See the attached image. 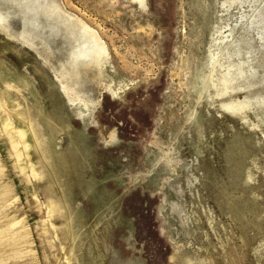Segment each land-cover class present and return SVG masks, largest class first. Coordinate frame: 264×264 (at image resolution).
Returning a JSON list of instances; mask_svg holds the SVG:
<instances>
[{
	"label": "rangeland",
	"instance_id": "374dc122",
	"mask_svg": "<svg viewBox=\"0 0 264 264\" xmlns=\"http://www.w3.org/2000/svg\"><path fill=\"white\" fill-rule=\"evenodd\" d=\"M29 1L0 0V264H264V0Z\"/></svg>",
	"mask_w": 264,
	"mask_h": 264
},
{
	"label": "bare ground",
	"instance_id": "6f19581e",
	"mask_svg": "<svg viewBox=\"0 0 264 264\" xmlns=\"http://www.w3.org/2000/svg\"><path fill=\"white\" fill-rule=\"evenodd\" d=\"M29 1V0H28ZM30 2V1H29ZM6 127V126H5ZM19 135L20 136H22L23 135V133L21 132V131H19ZM16 145H14V147H15ZM32 167V166H31Z\"/></svg>",
	"mask_w": 264,
	"mask_h": 264
}]
</instances>
